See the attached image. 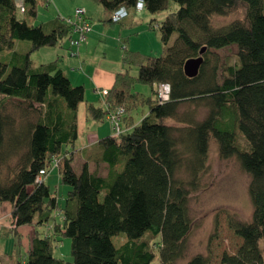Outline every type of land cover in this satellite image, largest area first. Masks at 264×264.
I'll use <instances>...</instances> for the list:
<instances>
[{"label":"trees","instance_id":"obj_1","mask_svg":"<svg viewBox=\"0 0 264 264\" xmlns=\"http://www.w3.org/2000/svg\"><path fill=\"white\" fill-rule=\"evenodd\" d=\"M92 1L109 14L120 7L128 13L166 11L160 23H150L159 31L164 51L154 57L123 49V65L137 73H117L107 95L99 92L103 105H86L88 118L97 121L123 108L121 131L100 138L92 159L77 172L64 146L77 139L85 87L73 85L57 60L38 66L31 61L40 48L69 44L73 23L57 16L33 25L28 20L36 19L39 3L48 6L47 1L24 0L22 13L16 0H0V204L11 203V232L16 234L26 224L47 225L57 210L63 217L51 234L31 237L25 264H154L157 242L159 264H176L191 232L190 195L200 184L211 143L221 158H236L249 175L252 205L249 222L229 218V228L242 243L236 253L224 252L219 264H264V0ZM137 1L143 2L142 11L135 9ZM243 6L242 19L213 25L214 17H230ZM108 21L115 24L110 16ZM17 41L30 46L20 49ZM232 45L236 62L220 65L211 50ZM200 56L198 74L187 77L184 63ZM159 84L170 87L164 101L156 95ZM139 85L148 86L153 96L135 91ZM188 102H205L208 115L201 121L181 117L179 107ZM11 103L22 113L8 110ZM139 106L147 111L137 124L127 114ZM236 129L246 141L241 142L245 150L238 147ZM54 157L67 187L62 204L44 178ZM89 160L106 164V176L91 172ZM41 170L46 174L37 181ZM182 170L190 180L178 177ZM59 238L70 240L71 261L54 256ZM188 264H210V259L196 255Z\"/></svg>","mask_w":264,"mask_h":264},{"label":"rangeland","instance_id":"obj_2","mask_svg":"<svg viewBox=\"0 0 264 264\" xmlns=\"http://www.w3.org/2000/svg\"><path fill=\"white\" fill-rule=\"evenodd\" d=\"M49 1V0H48ZM68 4L65 5L61 18L66 19L68 23L75 21V7L76 4L83 3L87 0H67ZM91 11L93 15L90 23L91 31L94 25H99L102 28L103 37L96 40H88V34L80 47L73 48V51H80V57L71 58L68 42L66 41L62 47H43L34 51L31 54V61L33 66L46 64L57 60V65L62 66L66 70L68 77L72 80V84L84 83L85 85V100L79 104L77 110V139L74 143L76 157L73 166L75 170H79L78 157H81L80 150L85 148L93 139L102 138L108 134L114 133L113 125L108 118L102 121H97L88 118L86 112V100L94 101L97 106L103 105L100 91H108L106 87H102L94 83L95 78L101 76V73L107 70H116L115 72L128 71L130 74L135 75L137 68H128L123 65L121 55L123 47L125 46L123 39L121 41L123 32L127 28L129 19L123 23L111 24L108 21V12L103 6L96 4L90 0ZM177 5L175 6V9ZM90 9V8H89ZM169 12V11H167ZM244 6L241 7L237 13L230 17H214L213 25L216 27L226 25L232 21L240 20L244 17ZM130 17L137 21V26L131 29L136 30L140 27L147 26L151 19L154 22L160 23L162 18L166 15V11H161L156 14H151L147 10L141 13H135L130 10ZM58 14L57 8L53 3L48 6L40 2L37 7V17L34 20H28L30 24L39 25L43 22L55 18ZM23 17V15H21ZM157 23V24H158ZM150 38L144 41L143 35L132 34L129 35L128 47L130 49L138 48L143 54L158 57L163 51L164 47L159 38L158 30H151ZM176 35L171 37L169 44L173 42ZM152 41H151V40ZM150 40V41H149ZM124 44V45H123ZM152 44V45H151ZM16 46L20 49L30 46L29 41H17ZM137 46V47H136ZM214 56H217L220 65H233L236 62L237 47L235 45L225 47L222 49L211 50ZM57 52V53H56ZM62 54V55H61ZM66 56V57H65ZM79 58L81 61H78ZM214 57H212L213 61ZM74 68V70H72ZM103 74V73H102ZM95 77V78H94ZM103 77H101V80ZM218 82H221V70L218 72ZM98 93H95V89ZM108 88V87H107ZM110 88V87H109ZM135 91L141 92L144 96H153L151 89L148 86L139 85ZM96 95H95V94ZM96 96H101L97 98ZM88 102V103H89ZM14 103V102H12ZM7 104L10 111L21 114V108L16 104ZM147 107L139 106L135 110H131L133 115V122L139 123L142 117L146 114ZM179 114L181 117L188 115L193 116L196 121L203 120L209 112V107L205 102L198 104L188 102L183 103L179 107ZM35 116V114L33 113ZM128 121V120H127ZM126 125V124H125ZM238 147L245 150L244 137L242 133L236 129ZM246 142V141H245ZM71 149V146H68ZM66 146H64V149ZM17 158L10 160V167H14ZM7 168H3V174H7ZM59 170L57 167L52 168L44 177L46 183L50 186L52 194L56 195L60 204L63 203L67 187L60 182ZM178 177L185 181L191 179L188 172L182 170ZM198 188L191 193L188 203L189 217L192 222L191 232L186 242V250L181 259L177 260L176 264H188V262L196 255H202L210 259V264H219L220 258L224 252L234 254L242 243L241 238L236 236L229 228L228 220L230 217L235 220L249 222L252 217V205L248 194V186L250 183L249 175L241 168L236 158L223 159L219 156L216 144L211 143L209 147V154L207 158L206 169L201 174ZM1 212H7L11 207L10 202L0 204ZM22 236L19 240L18 236L13 232L3 231L0 232V252L7 249V253L14 255V258L19 262L26 253V246L29 238L39 235H49L52 231L48 230L45 226L37 227L34 224H26L19 227ZM119 237H114L113 241L117 242ZM159 245L157 242L156 246ZM14 246V247H13ZM155 246L157 258L154 264H159L158 247ZM264 257V241L261 244ZM14 250V251H13ZM2 253V252H1ZM54 256L64 261H71L70 254V240L67 238H59L55 242Z\"/></svg>","mask_w":264,"mask_h":264},{"label":"crops","instance_id":"obj_3","mask_svg":"<svg viewBox=\"0 0 264 264\" xmlns=\"http://www.w3.org/2000/svg\"><path fill=\"white\" fill-rule=\"evenodd\" d=\"M45 1H47L48 2V4L49 3H53L55 6H56V8H57V11H58V14H57V16H59V17H61V15H64L63 13H62V11H63V9L65 8V5H67L68 4V1L67 0H45ZM102 6V5H101ZM76 9L77 8H84L85 9V17L87 18V19H90L91 21H92V17H93V15H92V12L90 13L89 12V10H91V11H93L92 10V8H91V6H90V0H87V1H85V2H83V3H80V4H76V7H75ZM90 8V9H89ZM75 9V10H76ZM94 12V11H93ZM108 12V11H107ZM138 13H141V12H138ZM130 11H129V15H128V17L125 19V20H123L122 21V23L124 22V21H126L127 19H129V22H128V24H126V26H127V28L125 29V31L123 32V34L122 33H120L121 35H122V38H121V41H122V39H123V41H125L124 42V44H125V46L123 47V49H129V50H133V51H138V52H140L139 51V49L138 48H134V49H130L127 45V43H128V41H129V35H132V34H140V35H143V37H144V41L145 40H147L148 38H150V32H151V27H150V23H151V21L148 23V25L147 26H143V27H140V28H138V29H136L135 31L134 30H132L131 28L135 25V26H137V21H134V18H129L130 17ZM56 16V17H57ZM109 16H110V14H109V12H108V19H109ZM53 19V18H52ZM51 20V19H50ZM49 21V20H48ZM153 22V21H152ZM101 31H102V28L101 27H99V25H94V27L92 28V31L90 32V34H88V40H96V39H99V38H101V37H103L104 35H102V33H101ZM151 40V39H150ZM149 40V41H150ZM152 41V40H151ZM127 42V43H126ZM123 44V45H124ZM152 45V44H151ZM137 47V46H136ZM70 51V50H69ZM57 53V52H56ZM122 54H123V52H122ZM62 55V54H61ZM71 58H74V57H80V51H78L77 50V52H76V54L75 55H72V53H71V51H70V55H69ZM66 57V56H65ZM121 60H122V55H121ZM78 61H81V59L79 58V60ZM59 68L60 69H62L63 70V72L67 75V72H66V70H64V68H63V65L61 66H59ZM72 70H74V68L72 69ZM116 70H107L106 72H102L101 73V76H99V77H97V78H95V79H93L94 80V83L96 84V86L97 85H100V86H102V87H106V89H110L111 88V86H112V84H113V82H114V79H115V76H116V74L117 73H119V72H115ZM68 76V75H67ZM101 77H103V79L101 80ZM70 79V78H69ZM71 80V79H70ZM71 82H72V80H71ZM75 85H85L84 83H77V84H75ZM85 87V86H84ZM108 87V88H107ZM110 87V88H109ZM98 91V89L96 88L95 89V93H98L97 92ZM94 93V94H95ZM96 95V94H95ZM86 97V96H85ZM97 98H99V97H101V96H96ZM86 98H84V100H85ZM101 99H102V97H101ZM86 105L87 104H90V103H92V104H94V105H96L95 103H94V101H87L86 100ZM89 102V103H88ZM108 135H111V134H108ZM100 139V138H99ZM99 139H93L92 140V142H90L85 148H81V150H80V153L82 154L81 155V157H78L79 159L78 160H80V163H79V170H76L77 172H79L80 171V169H81V166L90 158V159H92V156H91V150L93 149V147H95V145H96V143H97V141L99 140ZM75 143V142H74ZM74 143H73V145H71V149H69V147L68 146H66V148L64 149L65 151H68L69 152V154H70V152L72 153L71 155H72V158H73V162H72V165H73V163H74V159H75V157H76V152H78V150H77V148H75V145H74ZM88 166H89V169H90V171L91 172H98V174H100V175H102V176H106V174H107V165L106 164H104V163H100V164H98V165H96V163L93 161V160H89V162H88ZM74 167V166H73ZM58 178L60 179V175L58 176ZM46 181V180H45ZM56 196V195H55ZM58 199V198H57ZM59 201V200H58ZM11 209H12V206L7 210V212L6 211H4L3 213L1 212L2 210H1V206H0V232H3L4 230L5 231H9V232H11V229L13 228V226H12V218H11ZM63 222V217H62V214H61V212L60 211H55L54 213H53V216H52V220L47 224V225H45V227L48 229V230H50V231H54V225L55 224H61ZM20 229L18 228L17 229V235H16V233H13L14 235H16V236H18V238H19V240H20V238H21V241H22V236H21V234H20V231H19ZM30 239L31 238H29V240H28V244H27V248H26V253H25V256H24V258L21 260V261H17L16 260V258H14V255H10V254H8L6 251H7V249H5L4 251L2 250L1 252H0V264H25L26 263V257H27V252H28V250H29V247H30ZM14 247V246H13ZM14 251V250H13Z\"/></svg>","mask_w":264,"mask_h":264},{"label":"built area","instance_id":"obj_4","mask_svg":"<svg viewBox=\"0 0 264 264\" xmlns=\"http://www.w3.org/2000/svg\"><path fill=\"white\" fill-rule=\"evenodd\" d=\"M16 6L20 9L22 13L25 12L24 0H16ZM144 8V4L142 1H137L135 5V9L137 11H142ZM85 10L83 8H77L75 10V21L70 22L73 23V34L70 39L69 46L72 48H78L82 42L85 40L86 35L91 31L90 23L85 20L84 17ZM129 13L125 7H120L115 11L111 12L110 20L114 23H119L128 17ZM72 55H75V52H71ZM170 92V87L167 84H159L156 85V95L159 101H164L168 98ZM100 93L105 96L107 95V91H100ZM125 115V110L123 108H118L115 112L109 114L108 119L114 128V133L118 134L121 131V123L122 117ZM59 163V159L56 157L52 160L51 167H57ZM46 174L45 170H41L37 181H41L44 175Z\"/></svg>","mask_w":264,"mask_h":264},{"label":"water","instance_id":"obj_5","mask_svg":"<svg viewBox=\"0 0 264 264\" xmlns=\"http://www.w3.org/2000/svg\"><path fill=\"white\" fill-rule=\"evenodd\" d=\"M204 52V48L201 50V54ZM203 63V57H196L187 60L184 63V73L187 77H195L200 69L201 64Z\"/></svg>","mask_w":264,"mask_h":264}]
</instances>
